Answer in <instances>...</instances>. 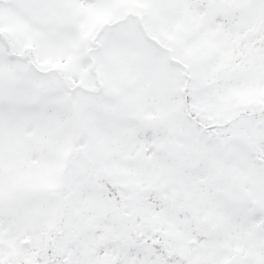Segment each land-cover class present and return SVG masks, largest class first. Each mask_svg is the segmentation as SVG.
Returning <instances> with one entry per match:
<instances>
[{
	"label": "rangeland",
	"instance_id": "374dc122",
	"mask_svg": "<svg viewBox=\"0 0 264 264\" xmlns=\"http://www.w3.org/2000/svg\"><path fill=\"white\" fill-rule=\"evenodd\" d=\"M152 3L0 0V88L5 91L0 96L2 193L8 188V176L15 172L26 174L33 187L52 189L62 184L60 171L71 152L68 141L76 121L71 101L83 106V117L92 129L111 135L92 100L87 99V92L80 89L70 95V90L58 82L63 76L93 92H98L100 83L105 91L116 94L120 105L99 94L111 121L114 113L124 115L121 110H129L135 119L145 122L157 118L160 128H170V148L157 154L150 138L140 139L131 132V148L112 137L106 141L112 151L129 155L123 159L112 155L109 163L94 160L93 173L105 170L118 186L120 203L133 214L134 229L142 235L140 242L135 235L124 241L122 232L103 220L112 207L109 198L103 197L91 206L96 233L89 238L101 250L72 246L68 231L58 229L57 213L47 212L43 223H33L28 218L31 212H25L9 219L0 217V264H10L13 258L14 264L22 259L34 264L40 260L36 258L39 252H47L48 257L54 252L74 257L79 253L82 258L76 260L86 264L87 252L91 251L103 258H96L101 262L97 264H104L113 262L125 249L152 251L145 242L158 241L172 254L195 261L198 256L191 254L189 240L196 234H264V226L259 227L264 223V124L238 123L237 136L243 133L250 139L248 144L236 140L232 127L224 123L215 134L225 136L209 140L213 132L201 134L188 117L191 114L205 121L223 122L244 107H264V0H196L177 9L169 5L167 13L156 17L157 23L146 22L150 35L162 40L169 52L158 50L136 19L126 16L149 9ZM112 21H119V25L100 32L103 23ZM95 35L101 47L91 57L88 48ZM5 37L17 53L9 49ZM236 56L249 62L248 73L241 78L233 73L222 76ZM170 57L184 62L197 83L191 80L187 86L182 82L176 85L175 76L181 70L171 65L165 71ZM92 58L96 59L94 69ZM23 70H27L26 77L16 81ZM225 77H233V83H217ZM214 79L218 86H207ZM198 83L207 87L194 91L187 101L179 95L184 87L192 94ZM162 136L158 137L161 145L167 142L165 134ZM143 153L148 166H143ZM152 197L158 201H150ZM205 217L211 219V226L202 223ZM44 233L48 240L57 234L55 251H46L47 246L42 245ZM26 239L30 240L29 247L22 244ZM206 244L212 250L211 241ZM40 246L44 251L37 249ZM130 259L128 256V264L135 260Z\"/></svg>",
	"mask_w": 264,
	"mask_h": 264
},
{
	"label": "trees",
	"instance_id": "16d2710c",
	"mask_svg": "<svg viewBox=\"0 0 264 264\" xmlns=\"http://www.w3.org/2000/svg\"><path fill=\"white\" fill-rule=\"evenodd\" d=\"M196 0H153L152 6L149 9L141 10L137 13L127 14V17L135 18L136 23L141 28L146 37L155 45L160 51H168L170 48L166 47L163 44L162 40L153 37L150 35L148 30V25H154L157 23L156 17L162 16L164 13H167V10L170 8L169 5H172L173 9L181 4H189L195 2ZM199 5H204V3H199ZM147 22V24H146ZM119 21H112L103 23L100 26V32L106 30H111L113 26H118ZM5 34V33H4ZM3 34V35H4ZM5 36V35H4ZM7 36V35H6ZM9 49L16 52V49L13 47L12 43L8 40V37H5L4 41ZM101 47L100 42L98 41V35H95L90 41V47L88 48V55H91L95 50H98ZM11 51V52H12ZM169 52V51H168ZM13 53H11L12 55ZM250 56V54H249ZM92 69H94L95 58H92ZM181 62L177 58L170 57L167 59V67L165 71L170 68L171 65L180 69V73L175 76V84L182 82L183 85H189V81L196 82L193 73L188 70V67H185V63ZM31 65V64H30ZM32 66V65H31ZM233 69V70H232ZM249 62L244 63L237 56L235 60L231 63V66L223 73L222 76L229 75L233 73L234 76L241 78L248 73ZM60 75L61 70H56ZM27 70H23L18 73L16 76V81L26 77ZM227 81L228 84L233 83V77L223 78V80L217 81L221 83ZM59 83L64 84V89H69L70 95L76 92V90L83 89L88 94V100L93 102L94 107L97 108L98 114L100 115L101 122L103 123L104 129L107 130L110 136L101 135L98 130L92 129V125H89L88 122L84 119V108L75 102L71 101V108L75 116V130L73 137L68 141L71 145V152L67 157V161L63 169L60 171L61 177L63 179L62 184L59 187L55 188H45V187H33L27 181L26 174L20 175L19 172H15V175L8 176L9 184L8 188L5 190V193L0 191V217L2 219L11 218L14 214L20 215L25 212H31L28 215L30 220L36 222V220L43 221L47 212H55L60 217L58 219V229L61 231L66 230L70 234V242L74 245L83 247L87 250L90 248L97 247L100 249L98 244L91 239L89 240L92 233H96L94 226L91 223V206L94 202L100 198H109V202L112 204V207L107 210L105 217L103 218L106 223L113 226L114 228H124L128 227L132 230L135 235L136 242L142 240L138 237L137 232L134 229L133 223L130 222V219L133 217V214L129 213L124 209L122 203H120V194L117 190L118 186L111 179L108 173L105 170L93 173V165L95 161L102 163V160L107 161L108 163L112 159V155H118L120 159L124 158V155H129L126 151L123 152H114L112 149L106 145L107 139L110 140L111 137L113 141H120L124 144L130 146V137L131 132L140 139L150 138L155 153L161 149L170 148L169 145V130L167 128H160L157 124L160 122L159 119L154 118L148 121H141L140 119H135L132 117L129 110H121L124 115L114 113L113 120L111 121V116L107 114V109L101 105L100 95L104 98H112L118 102L120 105L121 100L114 93L107 92L103 89L102 85L99 83L98 92H93L90 89L82 86L79 83H72L68 77H61L58 81ZM216 80H209V87L218 86ZM197 88L192 89V94H188L187 87H184L179 95L185 97V101L192 96H194V91L197 89H204L207 86L203 84H197ZM15 87V84L12 85V89ZM5 91L0 88V96H4ZM96 94V95H92ZM45 94H41V99H43ZM88 111V109H87ZM188 117L195 123L196 130L201 134L211 131L213 134L209 136V140L213 139L214 136H217V139H221V136L218 133L215 134V131L222 127L220 124L224 123L223 126H231V130L238 141H244L250 143L249 140L245 138L243 133L240 132V135L237 136L236 126L238 123L240 126L241 123L249 124L251 126L259 127V125L264 124V107H244L237 115L231 119H225V121L220 122L219 120L205 121L201 118L195 117L191 114H188ZM133 122V124H132ZM237 122V123H236ZM164 123V122H163ZM166 124V123H165ZM132 127V128H130ZM218 127V128H217ZM162 133L165 134L167 141L165 144L161 145L158 137H163ZM227 137V136H226ZM127 146V147H128ZM229 146L227 145V148ZM252 152L255 155H259L258 151L255 150L253 145H250ZM131 148V146H130ZM130 148H127L129 151ZM163 156L166 154H162ZM144 160L143 166H148L150 164L149 160L146 159L145 153L142 154ZM167 162L170 161L169 158H165ZM95 160V161H94ZM179 167V165H177ZM209 187L206 189V194L209 191ZM150 201H158L155 197L149 199ZM158 204V203H157ZM2 206V207H1ZM31 208H34L33 211H30ZM97 220L96 218L94 221ZM43 223V222H42ZM126 224V225H125ZM45 226V225H44ZM43 243L42 245L47 246L46 251H55L57 243V234H54V239L48 240L46 234H43ZM69 242V243H70ZM91 242V244L89 243ZM126 243V242H125ZM43 247V248H44ZM42 246L37 248L40 251H44ZM101 250V249H100Z\"/></svg>",
	"mask_w": 264,
	"mask_h": 264
},
{
	"label": "flooded vegetation",
	"instance_id": "af4514ba",
	"mask_svg": "<svg viewBox=\"0 0 264 264\" xmlns=\"http://www.w3.org/2000/svg\"><path fill=\"white\" fill-rule=\"evenodd\" d=\"M205 219L210 220L209 225L204 223ZM135 221L136 220L133 217L130 219L131 223H134ZM202 223L209 227L211 226L212 221L210 218L205 217ZM263 226L264 223L261 222L259 227L262 228ZM118 230L122 232V238L127 242V237L130 236L132 239V236L134 235L132 230L128 227L118 228ZM127 232L129 235L125 236V233ZM138 237L141 238L142 235H138ZM193 237L194 238L189 240V245L192 247L191 254L198 256L195 261L182 258L177 254H172L165 243L158 241L155 243L145 242L153 248L152 251L125 249L122 252L117 253L118 256H116V259L113 262L108 261L107 263L104 262V264H128L130 263L127 261L128 256L131 259H135L134 261H131V264H175L176 262L179 264H212V262H215L216 264H264V234L216 236V234L212 233L208 235L196 234ZM207 240L211 241L212 250L207 249ZM191 242L194 243L190 244ZM38 254L39 256L36 258H39L40 260H37L34 264H81L76 259L77 257L82 258V255L79 253L76 254V257L58 254L57 252L52 253L49 257L47 252H39ZM86 257L89 259L86 264L101 263L100 261L97 262L96 258L103 259L101 258V255L92 251L87 252ZM105 258L109 259L108 256ZM14 261L15 258L10 260L9 263L14 264ZM19 263L27 264L25 259H22Z\"/></svg>",
	"mask_w": 264,
	"mask_h": 264
},
{
	"label": "water",
	"instance_id": "95a60500",
	"mask_svg": "<svg viewBox=\"0 0 264 264\" xmlns=\"http://www.w3.org/2000/svg\"><path fill=\"white\" fill-rule=\"evenodd\" d=\"M204 223L209 225L210 224V220L209 219H205ZM193 243L194 242H191L190 244H193ZM0 244H1V242H0ZM29 244H30L29 240H25L24 243H23V245H25V246H29Z\"/></svg>",
	"mask_w": 264,
	"mask_h": 264
}]
</instances>
